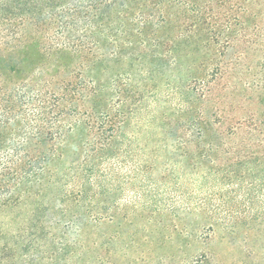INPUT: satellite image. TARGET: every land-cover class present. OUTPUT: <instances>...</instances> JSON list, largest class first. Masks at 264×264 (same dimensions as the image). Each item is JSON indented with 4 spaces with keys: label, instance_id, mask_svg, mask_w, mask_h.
I'll return each instance as SVG.
<instances>
[{
    "label": "trees",
    "instance_id": "16d2710c",
    "mask_svg": "<svg viewBox=\"0 0 264 264\" xmlns=\"http://www.w3.org/2000/svg\"><path fill=\"white\" fill-rule=\"evenodd\" d=\"M137 151L264 221V0H0V264H221L172 208L110 200Z\"/></svg>",
    "mask_w": 264,
    "mask_h": 264
},
{
    "label": "rangeland",
    "instance_id": "374dc122",
    "mask_svg": "<svg viewBox=\"0 0 264 264\" xmlns=\"http://www.w3.org/2000/svg\"><path fill=\"white\" fill-rule=\"evenodd\" d=\"M27 56L35 58L32 53ZM157 111L159 114L164 112L165 106ZM140 147L146 148V140L143 137L134 143V152ZM71 160H67V166ZM120 160L126 164L122 163V167L116 169V181L112 183L115 195L110 197V200L137 206H161L162 203L176 211V215L172 216L175 220L182 221L177 225L178 230H181V224H187L197 232L194 233L199 241L213 239L216 260L221 264H264V221L260 217L253 218V214L263 206L258 201L248 205L242 202L245 199L239 196L246 190L244 186L241 188V185H238L233 188H240L238 193H230L226 183L221 180L222 174L204 176L201 173L203 170H184L183 163L176 161L171 154L156 157L153 160L156 168L152 171L143 168L139 172L137 165L149 160L144 151H137ZM218 162L224 163V160L220 159ZM153 185L162 191L157 198H153L150 191V186ZM232 214L236 218H232ZM210 223L212 227L208 226ZM163 234L171 235L168 232ZM174 237L176 239L172 237L174 241L167 244L166 250L161 249L154 254L167 256L179 248L176 245L173 247V244H177L181 238L176 235ZM197 248L198 245L193 244L187 248V252L195 254ZM154 262L158 263L157 260Z\"/></svg>",
    "mask_w": 264,
    "mask_h": 264
}]
</instances>
